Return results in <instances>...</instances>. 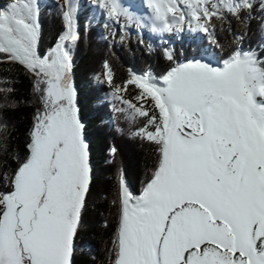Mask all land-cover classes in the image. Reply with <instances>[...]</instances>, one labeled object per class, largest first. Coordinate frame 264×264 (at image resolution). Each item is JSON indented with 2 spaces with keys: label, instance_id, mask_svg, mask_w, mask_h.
I'll list each match as a JSON object with an SVG mask.
<instances>
[{
  "label": "snow or ice",
  "instance_id": "6c2138e0",
  "mask_svg": "<svg viewBox=\"0 0 264 264\" xmlns=\"http://www.w3.org/2000/svg\"><path fill=\"white\" fill-rule=\"evenodd\" d=\"M147 3L159 32L187 26L207 33L213 18H241L256 7L253 0ZM104 6L110 16L135 19L118 0H104ZM259 7L264 12V0ZM61 10L66 31L42 56L37 0L0 6V62H18L34 73L44 106L34 118L27 158L10 189L0 191V264H73L91 169L70 80L67 42L78 39L72 0ZM261 55L238 49L218 67L192 59L172 67L162 83L144 74L116 87L139 89V104L118 98L133 118H144L136 134L155 142L159 162L139 195L120 181L113 264H264ZM166 56L173 59L169 50Z\"/></svg>",
  "mask_w": 264,
  "mask_h": 264
},
{
  "label": "trees",
  "instance_id": "16d2710c",
  "mask_svg": "<svg viewBox=\"0 0 264 264\" xmlns=\"http://www.w3.org/2000/svg\"><path fill=\"white\" fill-rule=\"evenodd\" d=\"M241 18L228 14L213 18L209 32L185 26L171 32L155 31L143 10L127 9L134 20L109 15L104 0H86L75 15L76 41L67 42L76 84V104L85 124L89 145L91 179L85 194L78 232L74 238L73 264H113V240L121 212V184L139 195L159 162L158 146L137 135L144 118H133L129 109L114 112L106 95L110 88L124 87L133 75L162 77L176 64L203 57L217 65L238 49L255 50L264 59V12L260 0ZM40 37L38 52L54 49L66 31L60 0H37ZM119 3V2H118ZM166 50L171 51L169 60ZM107 67L110 85L96 82ZM38 78L18 62H0V191L28 155L27 145L38 111H43ZM43 88V85H40ZM122 93L131 99L139 94L135 85ZM112 148L116 151L113 153Z\"/></svg>",
  "mask_w": 264,
  "mask_h": 264
},
{
  "label": "rangeland",
  "instance_id": "374dc122",
  "mask_svg": "<svg viewBox=\"0 0 264 264\" xmlns=\"http://www.w3.org/2000/svg\"><path fill=\"white\" fill-rule=\"evenodd\" d=\"M86 0H72L73 6L75 8V15H76V9L78 6H80L81 3H83ZM8 0H0V6L6 5ZM61 4H64V0H60ZM119 4L123 7L129 6L138 10H143L149 17H151V9L148 7V4L144 2V0H118ZM199 60H202L203 62H210L213 66L218 67L220 65H217L212 59H206L203 57L196 58ZM187 61H184L182 63H185ZM222 66V65H221ZM72 69V67H71ZM110 75L109 70L107 67H104L103 71L97 76L96 82L98 83H105L107 85H110V81L108 79V76ZM70 80L71 83V72H70ZM75 88V87H74ZM77 93V92H76ZM118 97H122L124 100H131L133 103L139 104L135 99H131L126 97L122 91L117 92L116 89L110 88L109 92L106 95V100L110 103V109L114 112L124 111L129 109V106L127 104L123 103L122 99H119ZM77 106V104H76ZM130 191V190H129ZM131 192V191H130Z\"/></svg>",
  "mask_w": 264,
  "mask_h": 264
},
{
  "label": "water",
  "instance_id": "95a60500",
  "mask_svg": "<svg viewBox=\"0 0 264 264\" xmlns=\"http://www.w3.org/2000/svg\"><path fill=\"white\" fill-rule=\"evenodd\" d=\"M78 8H79V6H78L77 9H76V13H77V11H78ZM71 79H72L73 85H74L75 90H76L75 76H74V71H73V64H72V69H71Z\"/></svg>",
  "mask_w": 264,
  "mask_h": 264
},
{
  "label": "bare ground",
  "instance_id": "6f19581e",
  "mask_svg": "<svg viewBox=\"0 0 264 264\" xmlns=\"http://www.w3.org/2000/svg\"><path fill=\"white\" fill-rule=\"evenodd\" d=\"M144 2H145L146 4H148V3H147V0H144ZM73 86H74V85H73Z\"/></svg>",
  "mask_w": 264,
  "mask_h": 264
}]
</instances>
